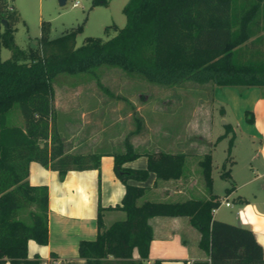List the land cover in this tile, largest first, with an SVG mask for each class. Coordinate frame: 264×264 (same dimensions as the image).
Instances as JSON below:
<instances>
[{
  "label": "trees",
  "instance_id": "1",
  "mask_svg": "<svg viewBox=\"0 0 264 264\" xmlns=\"http://www.w3.org/2000/svg\"><path fill=\"white\" fill-rule=\"evenodd\" d=\"M106 3L90 0L91 5ZM122 11L123 25H106V34L113 31L106 38L87 35L76 45L79 25L49 37L40 22L36 44L21 48L13 38L18 13L11 0H0V46L9 50L7 57L0 58V264H40L37 255L27 256L26 242L47 241L46 189L28 182L29 161L56 170L60 177L69 169L98 168L99 152L69 150L57 130L52 101L56 73L88 71L106 64L163 86L192 80L253 85L264 93V0H126ZM13 105H17L21 125L9 120ZM133 119L130 133L140 124L137 117ZM245 119L252 120L250 111H245ZM223 128L218 137L231 131L229 124ZM127 134L122 149L110 153L113 172L124 191L119 203L108 207L122 210L124 216L104 225L101 207H97L95 236L77 244V254L85 264H145L152 238L147 219L157 215H184L197 230V247L204 257L190 264H264L261 246L249 228L212 217L210 209L217 206L218 198L211 192L206 198L136 203L144 187L127 180H142L148 172L160 179L177 178L183 154L134 149ZM138 155L145 156L144 167L122 165ZM231 162L227 154L221 177L229 178ZM198 164L209 190L210 155L204 153ZM33 204L39 210L28 209L26 221L17 217L19 209ZM150 264L161 263L156 258Z\"/></svg>",
  "mask_w": 264,
  "mask_h": 264
},
{
  "label": "crops",
  "instance_id": "2",
  "mask_svg": "<svg viewBox=\"0 0 264 264\" xmlns=\"http://www.w3.org/2000/svg\"><path fill=\"white\" fill-rule=\"evenodd\" d=\"M11 5L14 7L12 1ZM145 86L148 89L164 87V99L161 101L155 98V101L149 102L148 110L154 116L151 122L148 121L147 116L145 118L138 111L142 105L131 101L134 111H137L135 117L140 121L136 132H129L134 128L133 119L132 127L126 129L124 134L116 139V144L111 137L106 139V146L109 148L104 150L79 149L91 142L88 141L91 136L87 134L84 137L78 136L70 145H66V141L63 140L69 150L99 152L98 168L69 169L60 177L56 170L36 161L28 162V182L43 185L46 189L47 241L39 244L31 239L27 240V256L37 255L40 264L51 262L85 264L83 258L77 254V244L80 239H92L95 236L97 207H101V220L104 225L124 216L122 210L108 207L119 203L124 191L123 183L113 172L110 153L122 149V139L127 133L134 149L183 154L182 172L177 178L160 179L153 172H148L142 180H127L129 183L144 187L136 203L143 200L180 201L186 198H206L211 192L218 198L216 207L219 205L230 207L232 202L236 205L238 215L235 218L236 224L250 229L255 240L260 244L264 256V93L262 89L253 85H215L211 82L198 83L192 80H183L171 86ZM190 91L196 95V98L189 108L188 99H184L183 95H187ZM245 111L251 112L252 120L240 126L239 123L245 119ZM15 112L18 120L15 124L21 125L22 118L18 110ZM214 116L220 126L218 130L213 126ZM164 121L165 124L162 123ZM224 124H229L231 131L225 136L218 137L223 133ZM237 125L241 128L238 132ZM231 133L232 144L225 152L232 160L228 166L232 187L228 192L224 191L221 198L218 193L212 191L211 187L209 190L205 187L198 160L204 153H208L212 169L215 164L213 153L216 141L228 140ZM235 137H238L236 140L245 143V146L241 147L242 155L237 157L232 151L235 147L233 142ZM137 138L143 139L139 147L136 145ZM145 163V156L138 155L124 161L122 165L142 168ZM222 199L229 204L224 205L220 202ZM28 209L39 210V206L33 204L30 208H21L17 217L26 221ZM214 213L215 210L211 213L214 219L230 221L215 216ZM147 222L151 227L152 238L149 242L147 258L144 260L145 264H150L156 258L161 264H190L192 260L204 257L203 252L197 247L198 232L189 224L186 216L157 215L149 217ZM5 264L13 263L6 261Z\"/></svg>",
  "mask_w": 264,
  "mask_h": 264
},
{
  "label": "rangeland",
  "instance_id": "3",
  "mask_svg": "<svg viewBox=\"0 0 264 264\" xmlns=\"http://www.w3.org/2000/svg\"><path fill=\"white\" fill-rule=\"evenodd\" d=\"M11 1L18 13V19L14 24V43L21 48L36 44L40 22L46 27L49 37L60 34L65 28L79 25L80 29L75 35L76 45L87 35L106 38L113 33L112 30H109L108 34L103 31L106 25L114 24L120 27L124 23L122 7L126 0H107L105 5H91L90 0H64L61 4L58 0ZM74 1L76 4H73ZM8 55L9 50L0 46V58ZM145 85L158 84L147 82L135 73H127L119 67L106 64H99L88 71L56 73L52 79V101L56 127L62 139L66 141L65 144L70 145L78 136L84 137L87 134L91 136L88 139L91 142L79 149L109 148L106 146L107 138L111 137L115 143L126 129L132 127L133 118L137 115L132 100L142 105L138 111L145 118L147 116L148 121L151 122L154 116L148 110L149 102L155 98L163 101L164 87L148 89ZM183 97L188 99L187 104L190 108L196 95L190 91ZM144 103L146 104L143 105ZM17 110V105H13L9 114L10 122L18 121L15 112ZM245 122L247 121L244 119L239 123L240 126L245 125ZM162 123L165 124V121ZM213 126L215 130L220 127L215 116ZM239 128L237 125V132ZM237 138L233 140L235 147L232 151L235 157L242 155L241 147L245 146L244 141L236 140ZM142 140L137 138L138 147L142 144ZM226 147V139L216 141L213 153L215 164L210 174L211 189L220 197L224 194L225 188L231 184L229 178L221 177L219 174L221 164L227 155ZM214 214L229 219L230 221L227 222L231 223H236L235 218L238 216L233 202L230 207L219 205Z\"/></svg>",
  "mask_w": 264,
  "mask_h": 264
},
{
  "label": "built area",
  "instance_id": "4",
  "mask_svg": "<svg viewBox=\"0 0 264 264\" xmlns=\"http://www.w3.org/2000/svg\"><path fill=\"white\" fill-rule=\"evenodd\" d=\"M73 4H76V1H74L73 2ZM220 202H223L224 203V205H228L229 204V202L228 201H225V200H220ZM214 210H215V207H212L211 209H210V212L211 213H213L214 212ZM48 264H55V263H53V262H51V263H48Z\"/></svg>",
  "mask_w": 264,
  "mask_h": 264
},
{
  "label": "water",
  "instance_id": "5",
  "mask_svg": "<svg viewBox=\"0 0 264 264\" xmlns=\"http://www.w3.org/2000/svg\"><path fill=\"white\" fill-rule=\"evenodd\" d=\"M58 2L61 4V3H63L64 2V0H58ZM1 23L4 25L5 24V21H4V19H1Z\"/></svg>",
  "mask_w": 264,
  "mask_h": 264
},
{
  "label": "bare ground",
  "instance_id": "6",
  "mask_svg": "<svg viewBox=\"0 0 264 264\" xmlns=\"http://www.w3.org/2000/svg\"><path fill=\"white\" fill-rule=\"evenodd\" d=\"M224 121V120H223Z\"/></svg>",
  "mask_w": 264,
  "mask_h": 264
}]
</instances>
